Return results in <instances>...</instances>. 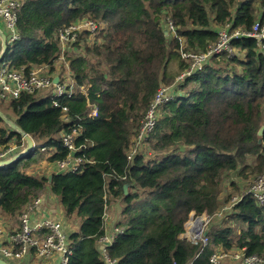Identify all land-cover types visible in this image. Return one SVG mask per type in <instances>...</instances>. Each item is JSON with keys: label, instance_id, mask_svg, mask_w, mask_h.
I'll return each instance as SVG.
<instances>
[{"label": "trees", "instance_id": "trees-1", "mask_svg": "<svg viewBox=\"0 0 264 264\" xmlns=\"http://www.w3.org/2000/svg\"><path fill=\"white\" fill-rule=\"evenodd\" d=\"M21 2L19 38L8 43L4 58L25 74L43 65L55 71L61 55L57 34L73 22L101 23L102 42L84 44L95 62L87 52L67 56L78 91L55 97L59 105L51 92L42 91L23 92L7 106L0 101V109L6 115L10 110L11 119L35 141L55 149L48 161L69 157L61 134L74 128L81 146L76 156L85 159L81 171H56L51 181L49 175L27 171L43 157V151L36 155L38 149L0 166V211L15 219L50 189L67 216L79 219L78 229L67 234L68 264H108L100 239L106 210L118 203L124 205L117 222L123 231L107 247L115 264H216L210 258L217 246L244 248L264 264V207L252 194L244 192L224 221L216 217L233 197H221L231 173L249 178L264 172V133L258 135L264 126V38L232 37L231 51L194 71L179 86L184 93L161 106L148 138L151 155L127 157L159 88L175 83L189 66L182 52H207L223 29L250 32L257 22L264 24V0ZM63 107H68V120ZM13 138L18 144L23 140L0 125V142ZM230 185L238 187L235 181ZM192 212L213 217L207 228L210 243L201 252V243L182 236Z\"/></svg>", "mask_w": 264, "mask_h": 264}, {"label": "built area", "instance_id": "built-area-1", "mask_svg": "<svg viewBox=\"0 0 264 264\" xmlns=\"http://www.w3.org/2000/svg\"><path fill=\"white\" fill-rule=\"evenodd\" d=\"M21 1L22 0H0V17L4 21L8 43H13L14 40L19 38L17 21L18 12L22 5ZM101 27H103L101 23H97L91 19H83L73 22L70 26L61 29L57 34L62 53L60 59H66V51H77V48H75L73 44L79 41L78 39L81 37V33L88 30L94 34L100 31ZM239 35L256 37L262 40L264 38V24L257 22L250 32L236 30L234 33L230 34L227 33L226 29H223L219 42L211 46L207 52H182V57L188 62L189 66L177 77L175 83L169 86L162 85L159 88L127 152L129 161H133L137 154L145 153L143 148L146 143H148V138L155 128L161 106L165 102L175 99L177 96L184 93L179 88L180 84L183 83L188 76L192 75L194 71L201 69L212 57L226 50L231 51L230 41L232 37ZM262 48L264 49V45H262ZM67 61L69 62V60ZM55 72L56 71L51 72L48 66L43 65L34 67L28 74H25L23 69L13 68L12 62L7 63L2 61L0 64V101L9 102L19 98L23 92L35 93L46 89L47 91L45 92H51L50 97L54 99V104L59 105L55 97L76 93L78 91V84L76 76L70 68V64H67L62 72ZM55 77L59 78V82L56 83L54 81ZM67 112L68 107H63L64 120H68L69 118ZM92 115H98L97 108L92 110ZM77 134L78 130L76 128H74L71 133L61 134L63 144L67 146L71 152L76 151V155L81 149V146H77L75 143ZM12 140L6 143L0 142V162L8 159L16 160V155L24 151V149L15 151L16 148L9 144ZM15 141L17 140L15 139ZM22 141L26 142V139L23 137ZM46 149L47 147L42 146V150ZM76 155L73 156L70 154L67 159L54 163L58 167L57 171H81V166L85 159L83 156ZM246 193L252 194L256 198L258 204L264 207V172L254 179ZM239 199L233 201L229 207L225 208L232 210L234 204L239 201ZM42 204L43 199L39 196L25 206L20 214V225L10 232L8 242L4 241L8 235L5 222L3 219H0V256L2 258L13 264H19L33 257L48 261L54 255L58 254L62 257L60 264H68L72 249L63 223L51 214L44 217L42 220H35V215L39 213L38 211H40L39 209ZM210 218L211 216L206 212L199 215L192 212L188 221L185 223V232L182 233L183 237L192 242L201 243L200 252L210 243L208 229H206V225L209 223ZM107 222L108 219L105 217L106 229L108 227ZM122 231V228L115 225L109 235L105 231V235L100 239V249L107 258L108 264H115V262L111 261L109 258L107 247L115 241L117 234ZM215 248V252L210 258L211 263L219 264L222 263V261L234 262V260H237L242 264H261L262 261L256 254L248 255L244 248L226 249L218 246ZM188 264H193V262L191 261Z\"/></svg>", "mask_w": 264, "mask_h": 264}, {"label": "crops", "instance_id": "crops-1", "mask_svg": "<svg viewBox=\"0 0 264 264\" xmlns=\"http://www.w3.org/2000/svg\"><path fill=\"white\" fill-rule=\"evenodd\" d=\"M0 29L5 31V25H4V21L3 19L0 17ZM92 34V33H91ZM99 39V41H98ZM101 43L102 38H99V33L96 34V39L94 40L95 42ZM1 37H0V44H1ZM77 48L78 54L83 55V53H80L82 51V49ZM77 51H73V52H77ZM70 53V52H67ZM63 59H57L54 63V67L56 68V72L57 73L59 71V66H61V62ZM68 60V59H67ZM70 62V61H69ZM68 61H66L67 64H70ZM33 138V136H32ZM35 146H37L39 143V141H35V139L33 138ZM19 141H15V138L9 143L12 147H15V151H20L22 149H25L27 147V140L26 142L21 141V144H18ZM1 144V143H0ZM43 152L46 151L48 153V157L55 151V149L51 148H47L46 150H42ZM45 160H43V162H40L38 165H31L30 167H28L27 171L31 174H35L39 177H43V176H48L49 174H53V172H56L58 170V167L56 164H54L53 162H50L47 160V158ZM40 168V169H39ZM47 170V174H41L39 170ZM41 198L43 199V204L40 207V211H38L39 213L35 215V220L37 221V219H43L44 217L48 216L49 214L53 215L56 219H59L62 223H63V227L65 229V231L67 232V234L71 233V231H75L78 229L79 227V222L74 220V217L71 216H67V214L65 213V209L63 208L62 204L59 201V198L50 190L48 189L47 191H45L42 195ZM117 206V205H116ZM118 212V211H117ZM111 214V212H110ZM120 216V215H119ZM115 215L111 214L108 222H107V229L106 232L109 235L112 230H113V226L117 225V222L115 221L116 218H114ZM0 219H3L6 225V229H7V238L4 240L6 242H8L9 240V234L12 230L16 229L18 225L15 224V222L12 219H9L7 216H5L1 211H0ZM120 219V218H119ZM11 222V223H10ZM53 260L56 262L54 264H60L62 257L61 255H54L53 256ZM49 259L47 260H42V259H38L36 257L31 258L30 260H24L19 264H36L35 262H39L41 264H51ZM31 261V262H30Z\"/></svg>", "mask_w": 264, "mask_h": 264}, {"label": "rangeland", "instance_id": "rangeland-1", "mask_svg": "<svg viewBox=\"0 0 264 264\" xmlns=\"http://www.w3.org/2000/svg\"><path fill=\"white\" fill-rule=\"evenodd\" d=\"M88 27V26H87ZM99 33V31L98 32H96V33H92V34H90L89 36H85V35H82V33H81V37L78 39L79 41L77 42V44H78V46H79V49H82V51L80 52V53H83V55H85L86 54V52L88 53V55H90V57H91V61L92 62H95L96 61V56H93L92 55V52H88L87 51V48L86 47H84V44L85 43H87L88 44V46H90V47H94V40L96 39V34H98ZM81 38H82V40H81ZM98 41H99V39H98ZM102 42V41H101ZM82 47V48H81ZM70 53H68L67 54V51H66V55L68 56V55H72V54H77L79 51H77V52H72V51H69ZM62 54V53H61ZM65 55V60H62V62H61V66H59L60 68H59V71L58 72H62L63 70H64V68H66V66H67V63H66V61H67V56ZM3 62H7V63H9V62H11L10 60H7L6 58H4V60H3ZM54 74V73H53ZM43 92H45V91H47L46 89H43L42 90ZM42 92V93H43ZM41 94V93H40ZM3 104H4V106H7V102H2ZM7 115L8 116H12V117H14V114L10 111V110H7ZM0 125H3V126H5V127H8L6 124H4V123H2V124H0ZM37 142H38V140H37ZM41 143V142H40ZM36 147V149H38L39 151H37V154L36 155H38V156H40V154H39V152L40 151H42V145L41 144H38L37 146H35ZM143 151L146 153V154H150L151 155V153H152V148H151V145L149 144V142L148 143H146V145L144 146V148H143ZM42 158L40 159V161H37V163H35L34 165H38L40 162H43V160H45L46 159V157H48V153L46 152V151H44L43 152V154H42ZM48 160V159H47ZM40 169V168H39ZM40 171V173L41 174H47V170L46 169H44V170H39ZM253 176V175H252ZM250 176L249 178H245V177H243V175H242V173H239V171H235V172H233V173H231L230 175H229V177L227 178V179H225L224 181H223V183H222V187H223V192H222V194H221V197H222V199H226L227 197H228V195L231 193L232 195H233V197L232 198H230L229 199V201H227V202H224L223 203V205L221 206V208L218 210V212H217V214H216V217H217V219H223V221H224V218L226 217V216H228L232 211L229 209V208H225V207H229L231 204H232V202L233 201H236L237 199H239L242 195H243V193L245 192H247L248 191V189H249V187H250V185L252 184V182L254 181V179L258 176V175H256V176ZM231 181H235L236 182V184L238 185V187H233V186H231L230 184H231ZM117 205V206H116ZM106 207H107V205H106ZM123 207H124V205L123 204H120V203H118V204H114V205H112V206H109L108 207V209L106 210V214H105V217L107 218V219H109V217H110V215L111 214H113V215H115V217L114 218H116V222H118L119 221V218H120V212L123 210ZM118 211V212H117ZM110 212H111V214H110ZM74 217V220H76V221H78L79 222V219H78V217L75 215V216H73ZM10 219V218H9ZM19 219H20V216L19 217H17V218H15V219H12L14 222H15V224L16 225H20V221H19ZM213 222V217L211 216V218H210V221H209V223L206 225V229L208 228V225L210 226V224ZM11 223V222H10ZM232 224H233V226L234 227H236V228H238V230H239V225H237V224H234V222H232ZM17 226V227H18ZM53 258L54 257H52V258H50L51 260H50V263L51 264H54V263H56L54 260H53ZM36 264H41V263H39L38 261L37 262H35ZM222 263H224V264H229V263H232V264H242L240 261H237V260H234V262H230V261H222ZM261 264H263L262 263V261H261Z\"/></svg>", "mask_w": 264, "mask_h": 264}, {"label": "water", "instance_id": "water-1", "mask_svg": "<svg viewBox=\"0 0 264 264\" xmlns=\"http://www.w3.org/2000/svg\"><path fill=\"white\" fill-rule=\"evenodd\" d=\"M168 32V31H166ZM0 37H1V46H2V50L0 52V64L2 63V61L4 60V56H5V53H6V50H7V47H8V36H7V33L3 30L0 29ZM54 81L57 83L59 82V78L58 77H55L54 78ZM0 116L1 118L3 119L4 123L11 129V130H15L17 132H19L26 140H27V147L24 149V151L18 153L16 155V160L21 158V157H24L25 155H27L28 153L32 152V151H35L36 150V147H35V143H34V140L32 138V136L30 134H28L26 131H24L20 126H18L12 119L10 116L6 115L1 109H0ZM263 133H264V126L260 128L259 132H258V135L259 136H263ZM73 156L76 155V151H72L71 153ZM16 160H13V159H8V160H5V161H2L0 162V166L2 165H5V164H9V163H12ZM64 170H59L57 173L58 174H61L63 173ZM53 178V174H49V179L50 181L52 180ZM0 264H13L9 261H7L6 259L2 258L0 256Z\"/></svg>", "mask_w": 264, "mask_h": 264}]
</instances>
